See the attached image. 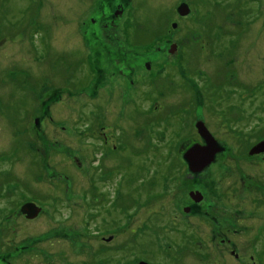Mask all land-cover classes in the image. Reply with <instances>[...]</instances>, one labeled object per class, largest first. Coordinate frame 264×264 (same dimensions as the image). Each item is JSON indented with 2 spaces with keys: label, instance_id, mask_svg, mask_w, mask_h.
I'll use <instances>...</instances> for the list:
<instances>
[{
  "label": "rangeland",
  "instance_id": "1",
  "mask_svg": "<svg viewBox=\"0 0 264 264\" xmlns=\"http://www.w3.org/2000/svg\"><path fill=\"white\" fill-rule=\"evenodd\" d=\"M89 2L0 0V178L11 171L10 179L14 183L10 187L18 184L16 197H20L19 191H22L46 209L33 220L23 218L17 210L8 215L5 225H1L7 209L11 207L12 210L18 202L15 195L10 197L5 193L7 187H0V194L5 193L0 195V208L4 212H0V252L5 249L3 254L5 251L8 254L4 264H84L104 256L108 264H141V261L149 264H234L229 252L227 257H222V244L218 247L209 241L200 243L196 239H186L183 212L179 207L181 185L179 196L175 194L173 198L178 205L173 204L172 195L157 197L159 190L163 193L174 184L165 186L153 181L154 177L157 181L163 178L161 173L165 172L169 160H162L160 156L167 155V147L161 146L156 151L160 144L156 140L148 150L150 128L142 113H134L128 119L123 112L116 121L124 127L126 138L132 142L123 158L120 205L112 210L110 206H107L108 211L101 210L107 224L99 220L90 224L87 221L89 203L84 199V191L89 187V176L84 167L85 163L88 165V158L83 157V140L85 124L90 117L87 108L95 104L84 93L76 94L69 101L61 97V104L53 114L55 121L47 116L37 127L34 120L37 115L32 109L28 110L32 92L25 89L21 78L14 80L12 73L18 71L22 61L33 60L29 47L32 40L23 36L21 23L10 22L4 13L15 18L24 15L29 21V10L34 15L33 20L39 17L45 27H52L51 33H46L52 47L48 50L50 56L60 54L58 69L62 78L67 75V53L77 49L78 60L82 52L78 28L88 25L83 20V12ZM184 2L191 11L180 15L179 7ZM121 24L123 35L124 32L127 35L122 43H127L126 40L136 43L140 48V62L160 59L168 65L167 61L173 60L189 76L175 83L169 79L166 83L169 94L161 96L160 100L155 98L159 106L165 103L166 111L162 113L169 118L167 128H163V120L160 126H154V131L160 128L165 132L162 143L169 138L189 137L194 131L195 113H198L230 148L243 150L244 144L238 142L240 133L247 140L251 128H258L260 117H264V0H133ZM37 40L46 42L45 34L41 32ZM172 44H177L176 53L170 52ZM76 65L78 67V63ZM30 66L36 78L46 69L36 62ZM47 69L51 73L52 68ZM59 82L61 87L67 86V77ZM70 83L73 84L71 80ZM261 83L263 88L259 89ZM114 88V83L110 82L108 90ZM150 89L146 83H139V92ZM100 91L106 92L105 88ZM149 104L151 101L146 100L145 105ZM239 105L243 106L241 111ZM19 107L23 114L16 112ZM190 107L196 108L192 110L193 115L187 114L186 109ZM217 108H222L220 113ZM91 116L99 122L102 118L96 112ZM229 118L237 122L230 123ZM171 121H175L174 125H170ZM137 123L139 129L131 134ZM229 123L237 130L236 134L230 131ZM255 131L261 133L264 128ZM133 146L139 155L133 153ZM176 155L172 153L173 157ZM74 156L83 162L81 169ZM55 172H60L59 185H56L58 179L53 178ZM39 173H42L41 179L36 178ZM66 175L73 178V185ZM115 181L119 182V176L104 187L108 205L119 190L118 185L114 186ZM67 186L73 187L70 197L64 194ZM195 223L192 219L189 224ZM201 226L212 234V225L207 221ZM96 232L105 237L111 233L115 235L112 240L104 241L101 236L96 237ZM39 235L43 237L38 238ZM70 236L78 240L73 244ZM79 239L91 244L87 254L80 247ZM249 239L238 235L235 240L242 244L240 251L248 257L255 253L256 247ZM101 245L109 248L105 253L94 252ZM3 261L0 257V264Z\"/></svg>",
  "mask_w": 264,
  "mask_h": 264
},
{
  "label": "flooded vegetation",
  "instance_id": "2",
  "mask_svg": "<svg viewBox=\"0 0 264 264\" xmlns=\"http://www.w3.org/2000/svg\"><path fill=\"white\" fill-rule=\"evenodd\" d=\"M132 2L133 0H90L83 12V20L87 21L85 23L88 25L78 28V36L81 39L79 44L83 53L79 54L78 60L76 59L77 49L67 53V75L64 74L62 78L58 69L60 54L58 57H53L50 56L48 50V47H52L50 46V37L46 36V33L50 34L52 27H45L39 17L33 20L34 15L29 10L27 11L28 17H30L29 21L24 15L15 18L4 13L10 22L14 24L21 23L23 36L32 40L29 47L33 60L22 61L23 65L16 66L18 71L12 73H14V80L21 78L25 84V89L32 92L28 110L32 109L37 115L34 119L35 125L39 127L47 116L49 120L55 121L53 114L61 104V97H66L67 101L74 98L76 94L81 93L90 97V101L95 104V107L87 108L90 117L85 124V140H83L85 141L83 157L86 160L88 158V165L85 163L84 167L89 176V187L84 191V199L89 203L86 208V217L89 224L94 220L104 221L107 224V219L103 218L102 211H108L107 206H110V210H112L113 207H118L121 203L123 158L125 153L129 151L128 147L132 145L130 139L126 138L124 127L116 121L123 112L127 113L128 119L134 113H142L144 119L147 118L150 128L148 150H151L152 144L156 140L160 142L156 151L161 146L167 147V155L160 156L162 160H169L165 172L161 173L163 178L160 177V180L157 181L154 177L153 181L165 186L174 184L168 190H164L163 193L159 190L157 197L172 195L173 200L175 194L176 197L179 196L178 187L181 185L182 196H180L179 207L183 212V227L185 228L183 233L186 234V239L191 241L196 239V242L200 243L209 241L218 247L222 244V257H227L226 254L229 252L234 258V264H264V151L251 152L254 146L264 140V131L257 133L255 131L256 126L252 127L250 133L246 135L247 140L240 133L241 139L238 142L243 143L244 147L241 151H235L220 137L216 136L203 117H199L198 113H195V119L192 122L194 131L189 137L169 138L168 141L162 143L165 132L160 128L154 131V126H160L161 120H163V128H167L166 123H169V118L162 113L166 111L165 103L161 102V106H159V101H155V98L160 100L161 96L168 93L166 83L169 79H173L175 83L180 78H189V76L173 60H168V65L160 59L140 62L138 58L140 48L135 46L136 43H131L128 40H126L127 43H122L125 32L123 35L121 19L126 15L127 7ZM97 19L100 21H97ZM41 32L45 34L46 42L37 40ZM16 33L18 32L16 31ZM109 40L115 43H108ZM177 51L178 47L175 52L171 53ZM33 62L46 67L42 71V75L37 78L30 66V63ZM48 67L52 68L51 73L48 71ZM81 71H83V74H81ZM64 77H67V86L61 87L59 81ZM70 80L73 84L70 83ZM110 82L115 85L113 90H108ZM139 83H146L151 89L139 92ZM103 88L106 92L100 91ZM127 88L129 89L127 90ZM63 93H66L67 96ZM177 94H179V91H177ZM146 100L151 101L148 107L145 105ZM239 106L238 108L241 111L243 106ZM193 109L196 108H187V114L193 115ZM221 109L217 108L216 110L220 113ZM16 112L24 113L20 107L16 109ZM95 112L102 116L100 122L98 118L95 120L92 118L91 115ZM260 120L261 124L258 126L264 128V117H260ZM175 121H171L170 125H174ZM199 121L204 122L221 146V150L210 157L212 161L201 167L193 165L191 161H203L210 158L202 155H185L186 151L195 144L206 145V139L200 134L197 126ZM97 122L99 123L98 127L96 126ZM229 122L235 124L237 121L234 122L233 119L229 118ZM230 123V131L236 134L237 130H234ZM139 127V123L133 125L131 134L137 131ZM133 144L135 145V143ZM135 147L133 146L131 149L133 153L139 155V152L134 149ZM173 152L178 155L173 157ZM15 153L12 155L15 156ZM74 160L79 168L82 167L81 163L83 162L78 156H74ZM10 172L8 171V176L0 178V187H7L4 190L5 193L10 197L15 195L14 197L18 203L12 210H10L11 207L7 209L5 213L8 214L4 216L1 225H5L8 215L17 213V210H19V215L21 214L27 220H33L45 213V206L37 199H33L32 196L19 191L21 196L16 197L18 184L16 182L15 186L10 187L14 183L10 179ZM118 176L119 182L115 181L114 186L118 185L119 190L116 191V196L111 205H108L107 191L104 187L109 182L113 183ZM36 178L41 179L42 173L37 174ZM53 178L58 179L56 185H59L61 182L60 172H55ZM65 178L70 180V184L75 183L72 177L66 175ZM66 188L67 192L64 194L70 197L73 187L70 189L67 186ZM173 190L175 191L173 192ZM25 203H34L41 209L36 215L30 217L29 214H32V212L22 211V206ZM173 204L178 205L175 201ZM0 212H3L2 208H0ZM192 219L197 223L194 225L189 224ZM205 221L212 225V234L201 226ZM190 229H192L191 232L187 233ZM96 233V237L99 239V236H101L104 241L112 240L115 235V233H111L108 237H105L99 235V232ZM238 235L247 236V238H250L249 240H253L251 244H256L253 250L254 254L248 257L245 252L240 251V245L242 244L235 242ZM42 237L41 235L38 236V238ZM70 237L73 244L78 240V237ZM79 242L83 252L87 254V249L88 247L91 249V244L89 242L83 243L80 239ZM102 243L105 242L102 241ZM107 248H109L107 245H101L99 250L94 252L105 253ZM4 250H1L2 253L0 252V257L4 260L3 264L8 256L6 251L3 254ZM43 253L46 254L47 252L43 251ZM81 264L83 263L81 262ZM84 264H108V259L104 256L101 259L85 261Z\"/></svg>",
  "mask_w": 264,
  "mask_h": 264
},
{
  "label": "water",
  "instance_id": "3",
  "mask_svg": "<svg viewBox=\"0 0 264 264\" xmlns=\"http://www.w3.org/2000/svg\"><path fill=\"white\" fill-rule=\"evenodd\" d=\"M190 11H191L190 7L187 5L186 2L182 3L179 7L180 15H187ZM174 27H176V23L174 24ZM176 49H177V44H172L170 52H175ZM197 126H198L200 134L206 139V145L195 144L186 151L185 155L187 156L202 155L206 158L213 157L221 150L220 148L221 146L218 144L215 137L211 134V132L205 126L204 122L199 121ZM259 151H264V140H262L258 145L254 146L253 149L251 150L252 153L259 152ZM211 161H212V158L203 160V161H191V163L193 165L195 164L198 167H201L202 165H205L206 163H209ZM40 209L41 208L37 207L34 203H25L22 206V211L26 213L27 211L32 212V214L28 213L30 217H33L34 215H36L40 211ZM141 264H149V263L145 261H141Z\"/></svg>",
  "mask_w": 264,
  "mask_h": 264
},
{
  "label": "trees",
  "instance_id": "4",
  "mask_svg": "<svg viewBox=\"0 0 264 264\" xmlns=\"http://www.w3.org/2000/svg\"><path fill=\"white\" fill-rule=\"evenodd\" d=\"M262 88H263V83H261V86L259 89H262ZM257 129H262V127L258 126V128H256L255 130H257Z\"/></svg>",
  "mask_w": 264,
  "mask_h": 264
}]
</instances>
